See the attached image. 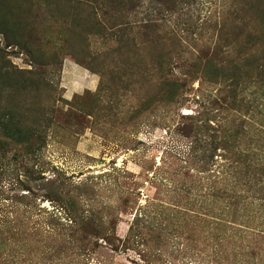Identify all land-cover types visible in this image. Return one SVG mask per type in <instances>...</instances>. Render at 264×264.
Here are the masks:
<instances>
[{"label": "rangeland", "instance_id": "374dc122", "mask_svg": "<svg viewBox=\"0 0 264 264\" xmlns=\"http://www.w3.org/2000/svg\"><path fill=\"white\" fill-rule=\"evenodd\" d=\"M264 0H0V264H264Z\"/></svg>", "mask_w": 264, "mask_h": 264}, {"label": "trees", "instance_id": "16d2710c", "mask_svg": "<svg viewBox=\"0 0 264 264\" xmlns=\"http://www.w3.org/2000/svg\"><path fill=\"white\" fill-rule=\"evenodd\" d=\"M110 1L117 2V3H119V4L122 5V1H123V0H110ZM262 8H263V10H264V7H262ZM262 30L264 31V25H262Z\"/></svg>", "mask_w": 264, "mask_h": 264}]
</instances>
